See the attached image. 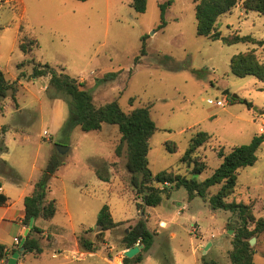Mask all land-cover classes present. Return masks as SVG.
Instances as JSON below:
<instances>
[{
	"label": "rangeland",
	"instance_id": "rangeland-1",
	"mask_svg": "<svg viewBox=\"0 0 264 264\" xmlns=\"http://www.w3.org/2000/svg\"><path fill=\"white\" fill-rule=\"evenodd\" d=\"M9 1L0 6V69L8 81L17 80L21 87L18 85L17 104L11 96L2 101L9 106V114L15 112L10 120L0 118V123L9 121L8 131L12 130L5 143L0 137V148L18 183L1 163L0 172L7 177L5 189L12 200H16L13 189L30 190L32 181L41 179L58 145L70 148L62 156L67 165L50 179L47 192V200H58L59 211L53 221L41 220L39 226L57 235L78 233L83 226L94 228L104 205H109L117 221H124L122 226H134L146 219L149 207L144 213L137 207L142 199L130 182L126 148L121 157L115 154L120 143L117 126L104 125L101 133H86L78 127L70 139L57 132V126L68 118L69 109L63 98L55 97L49 76L30 79L36 63L49 64L83 82L97 107L117 101L125 113L149 108L159 129L150 139L148 155L154 175L173 170L204 181L222 164L219 150L228 154L264 134V82L253 76L237 77L230 66L234 55L249 50H254L264 63V46L226 45L198 35L196 6L200 0H148L145 13L135 11L132 0ZM243 1L219 18L217 30L223 36L238 33L264 40V15L245 12ZM167 2L166 26L159 29L161 5ZM21 27L23 34L38 43L28 56L19 48ZM143 41L147 44L145 55L141 54ZM24 60L26 66L20 68ZM108 73H117V77L102 81ZM234 95L238 96L235 101ZM217 101H225L224 106L216 105ZM21 106L27 110L16 112ZM1 110L3 115V107ZM199 132L208 133L211 139L196 153L198 162L206 163L207 169L195 175L194 165L180 163V159ZM170 143L177 146V152L167 150ZM257 156L254 166L239 171L237 189L227 202L249 205L256 220H264V144ZM101 161L108 165L109 182L97 177L96 166L104 168ZM220 188H210L208 199ZM185 205L186 209L180 211ZM149 209L151 214L153 210L175 222L178 234L176 239L162 242L158 256L147 257L150 264H168L165 256L169 264H202L204 256L218 264L231 263L234 235L241 226L238 215L214 211L208 200L198 196L190 202L185 188L173 191L159 207ZM2 212L0 208V215ZM16 222L18 219L5 229L0 227L1 241L10 247H16L14 238L21 230ZM249 228L253 230L255 224L250 223ZM96 233L93 240L100 249L116 241L115 231L112 237L99 228ZM118 233L123 237V229ZM195 236L203 237L204 243L211 242L210 246L200 247ZM252 239L254 264H264V230ZM117 244L122 245V239ZM51 255L52 250L45 249L43 257L51 260Z\"/></svg>",
	"mask_w": 264,
	"mask_h": 264
},
{
	"label": "trees",
	"instance_id": "trees-1",
	"mask_svg": "<svg viewBox=\"0 0 264 264\" xmlns=\"http://www.w3.org/2000/svg\"><path fill=\"white\" fill-rule=\"evenodd\" d=\"M86 2L88 0H77ZM241 0H200L196 6L197 34L213 41L221 40L226 45L238 43H253L261 47L264 46V40H257L252 36H242L240 34L223 36L217 30V22L220 17L231 13ZM148 0H132V7L138 13H145L147 10ZM170 2L161 5L162 23L159 29L166 26L164 13ZM243 8L245 12L254 11L264 15V0H244ZM146 36H144L143 40ZM38 46L37 40L27 35L20 38L19 48L26 54L30 55ZM146 42L143 41L141 54H146ZM25 61L19 64L24 67ZM231 72L240 78L253 76L264 82V63L260 62L254 50L236 54L231 59ZM50 77V87L55 90V97L60 96L66 102L69 109V116L64 122L61 133L70 139L76 128H80L86 133L99 132L104 125L117 126L121 135L120 143L115 150L117 157H121L124 148H126V169L130 174V182L134 190L142 199V204H138L139 210L144 213L145 207H158L165 199H169L173 191L185 188L188 197L192 200L195 197H201L208 200L212 210L230 211L239 216L241 226L238 228L233 239V250L230 253V264H254V251L251 248V239L264 230V220H256L251 207L243 203L227 202L237 189L238 175L241 169L254 166L258 161V150L264 144V134L256 135L251 143L235 147L230 153L226 154L222 150L218 151V156L222 158V164L214 174L199 181L196 178H189L185 175L175 174L173 170L162 171L154 175L149 168L148 155L150 151V139L159 130L156 123L150 115L149 108H136L130 113H125L117 101H113L104 106L97 107L94 104L92 93L85 88L83 82L69 74L58 71L49 64L36 63L33 67V73L30 75L31 80L42 77ZM117 77V73H108L103 80L111 81ZM100 82L101 80H97ZM19 82L16 80L10 82L7 80L4 72L0 69V103L9 96L17 104L16 93L18 92ZM233 101L235 99L233 98ZM251 106V103H248ZM0 108V114H1ZM8 131L7 126L1 128L2 135ZM2 141L5 143L2 136ZM211 136L205 132H199L191 139L190 145L180 163L194 165L192 174L200 175L207 169L206 163H199L197 150L204 146ZM177 146L170 143L167 150L170 153L177 152ZM4 152L0 148V153ZM5 170L11 173L12 180L18 183V178L11 166L4 160H0ZM104 168L96 166L97 177L103 182H109L110 176L107 163L101 161ZM65 165V160L58 153H53L47 162L41 179L35 184L33 192L24 200L25 217L23 224L29 227L31 220L34 225L27 235L22 254L31 253L40 255L43 253L41 245V235L43 230L38 226L39 220L50 221L58 211L56 200H47V192L50 186V179ZM4 173L0 172V177ZM5 175V174H4ZM170 185V186H168ZM221 186L220 190L214 196L208 199L207 192L210 188ZM2 182L0 181V190ZM9 198L0 192V206L7 204ZM250 223L255 224V228H249ZM97 227L100 231H112L119 227L121 223H116L113 219L109 205H104L99 212ZM90 231H93L91 229ZM21 241L23 238H20ZM155 233L152 232L147 224L146 219H140L134 226L129 227V232H125L122 238V244L126 249H130L139 244L141 252L133 258L124 257L125 264H143L144 255L153 247ZM81 248L88 252H96L100 248L95 242L86 238L84 235L79 236ZM20 249L16 246L7 249L5 245H0V264L9 260L12 255ZM164 259L170 263L168 257ZM202 264H218L214 260H207L205 256Z\"/></svg>",
	"mask_w": 264,
	"mask_h": 264
},
{
	"label": "crops",
	"instance_id": "crops-1",
	"mask_svg": "<svg viewBox=\"0 0 264 264\" xmlns=\"http://www.w3.org/2000/svg\"><path fill=\"white\" fill-rule=\"evenodd\" d=\"M5 2L10 3L9 0H5ZM23 28L24 27L20 28L21 33L19 36V41H20V38L22 36H24V35L29 36L26 33L23 34V32H24ZM24 55L28 56L29 54L28 55L24 54ZM19 85L21 87V83H19ZM2 107H3V115L0 114V118L8 119V117H9L8 120H10V118L12 119L13 114L15 112V109L11 114H9V112H8L9 106H6V104H3V102H2V104H0V108H2ZM12 107H14V106L12 105ZM26 110H27L26 108H23L21 106L18 110H16V112L22 113L23 111H26ZM65 121H63L61 124H59L57 126V132L61 133V129H62V126H63ZM9 123H10L9 121L4 122V123H0V137L3 136L5 142H6V138H7L8 134L11 133L12 130L7 131V133L5 135H2L1 128H2V125L7 126ZM103 129H104V126H103ZM97 133H101V131H99ZM47 136H48V134H47ZM120 138H121V135H120ZM2 155L3 154L0 153V160L6 161ZM66 165H67V161L65 159V165L63 167H65ZM59 171L57 173H59ZM6 180H7V177H4V176L0 177V181L2 182V189L0 190V192L4 193L9 198L6 205L0 206V208L4 209V212H2V214L0 215V227L3 226V229H5L6 226H9V223H12L13 221H16L18 219V222H16V223H18L21 226V230H20L19 236L15 237V238H24L26 231L28 229V227H26L23 224V219L25 217L24 200L28 195H30L33 192L35 184L37 183V180L32 181L31 186H30V190H29V188L26 189V188H21V187H19L17 189H13V192L16 194L15 195L16 200H14V201L12 200V198L9 196V193L5 189V181ZM51 200L57 201L58 211H59L58 200L57 199H51ZM51 200H48V201H51ZM189 201L191 202L190 199H189ZM186 207L187 206L185 205L184 207H182L180 209V211H182V210L184 211L186 209ZM149 208L155 209L156 207H149ZM149 208L147 210H145L146 211L145 218L147 220V224H148L149 229L155 233V239H154L153 247L144 255L143 264H150L147 261V257L149 255L158 256V251L161 248V244L163 241L165 242V240H167L169 242V241L174 240L178 237V234L176 232V226L177 225L175 224V222L164 219L165 217L163 215L156 214L153 212V210H152V214H151L149 212V211H151V209H149ZM58 211H57V213H58ZM180 211L178 212V214H180ZM141 214H142V212H141ZM56 215H55V217H56ZM54 218L52 220H50L49 222L53 221ZM113 219L116 223L124 222V221L119 222L114 217H113ZM41 220L38 221V226H39V223ZM196 225H198V224H196ZM50 226H53V225L50 224ZM95 226H97V225H95ZM95 226H94V228L91 227L90 229H87L86 227L83 226L81 231H79L78 233L77 232H73L72 234H67V233L61 234L60 233L59 235L53 233L52 231H49L48 229H46L44 227L39 226L43 230V233L41 235V238H42L41 239V245L43 247V253L40 255H37V256L33 255L31 253L21 254L17 260V264H29V263L30 264H125L124 263L125 252L129 249H126L123 246V244L118 246L117 242H120L121 239L123 238L122 235H120L118 233V231H120V229H123V231L125 233L127 230H129L130 226L129 225L128 226L120 225L116 229H114L112 231H108L107 234H108V236L111 235V237L115 231L116 234H114V235L116 236L117 242L111 240L110 243H106L105 246L102 248V249H104L103 252L100 254L98 253V251H100L102 249H99L96 252H88V251L82 250L80 245H79V236H81V235H84L86 238L94 241L93 237H95L97 235L96 231L98 228V227L95 228ZM199 228L201 229L200 226H199ZM91 229H93V231H90ZM63 232H67V231H63ZM195 237H196V239L200 240V242H201L200 247L202 245L211 244V242H205L204 243L203 237L202 238H197V236H195ZM0 245H5L7 247V249L14 248V247L8 246L5 241H1V237H0ZM45 249L46 250H52L51 260H47L46 258L43 257ZM30 258H33L34 260H31L29 262ZM8 261L9 260L3 261V262H1V264H8ZM175 264H177L176 261H175Z\"/></svg>",
	"mask_w": 264,
	"mask_h": 264
},
{
	"label": "water",
	"instance_id": "water-1",
	"mask_svg": "<svg viewBox=\"0 0 264 264\" xmlns=\"http://www.w3.org/2000/svg\"><path fill=\"white\" fill-rule=\"evenodd\" d=\"M229 91L225 92V94H228ZM234 99H238V96L237 95H234L233 97ZM70 150L69 147H66L64 145H58V154L61 155V156H64L66 153H68ZM142 216H143V213H142ZM34 225V220L32 219L31 222H30V225L26 231V234L21 242V246H20V249L15 252L12 257L9 259L8 261V264H17V260L19 258V256L25 251V248H24V242H25V239L27 237V235L29 234L30 230L32 229ZM97 226H95L96 228ZM127 233L129 232V230L126 231ZM100 235H105V232H101ZM251 245H253L255 243V240L254 239H251L250 241ZM210 246V244H208V246L206 247V249ZM141 249L142 247L141 246H135L133 248H130L129 250H127L125 252V256L128 257V258H133L135 257L136 255H138L140 252H141Z\"/></svg>",
	"mask_w": 264,
	"mask_h": 264
},
{
	"label": "built area",
	"instance_id": "built-area-1",
	"mask_svg": "<svg viewBox=\"0 0 264 264\" xmlns=\"http://www.w3.org/2000/svg\"><path fill=\"white\" fill-rule=\"evenodd\" d=\"M5 2V0H0V6H1V4L2 3H4ZM224 103H225V101L223 102V101H217L216 102V105H218V106H224ZM195 231L197 230L196 228L194 229ZM15 244H16V246H21V239L20 238H15ZM136 246H140L139 244H137Z\"/></svg>",
	"mask_w": 264,
	"mask_h": 264
}]
</instances>
